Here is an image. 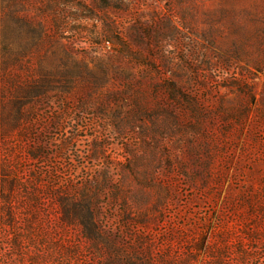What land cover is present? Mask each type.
Segmentation results:
<instances>
[{
  "label": "rangeland",
  "instance_id": "374dc122",
  "mask_svg": "<svg viewBox=\"0 0 264 264\" xmlns=\"http://www.w3.org/2000/svg\"><path fill=\"white\" fill-rule=\"evenodd\" d=\"M14 97L0 264H147L218 222L233 249L258 234L244 264H264V214L240 197L264 194V0H0Z\"/></svg>",
  "mask_w": 264,
  "mask_h": 264
},
{
  "label": "trees",
  "instance_id": "16d2710c",
  "mask_svg": "<svg viewBox=\"0 0 264 264\" xmlns=\"http://www.w3.org/2000/svg\"><path fill=\"white\" fill-rule=\"evenodd\" d=\"M17 57L5 58L2 60L3 66L6 67L9 63L17 61ZM37 87L32 88L25 92L27 93H37ZM48 90L38 92L41 95L46 94ZM21 93V92H19ZM19 104V99L16 97L12 99L4 98L0 99V126L2 121L6 116L8 111V105ZM3 172L0 168V174ZM11 187V193L5 194L2 198L4 203V213L7 216L6 224L12 226L14 224V202H13V189L14 184L9 183ZM242 201L247 204V208L250 214L253 215L255 212L264 214V194H246L240 196ZM61 201V200H60ZM61 221L63 224H74L77 221L81 222L85 226L84 236L91 239L95 232L91 230L87 225L88 221L78 219L76 212H70L68 209L63 210L61 216ZM218 222V221H217ZM219 223V222H218ZM218 223H215V226L209 230L207 234V240L205 242L197 243L193 238V234H184L181 236L180 241L184 246V250L179 252L175 257L168 256V254H161L159 258H153L151 254H148L146 263L147 264H244L247 258L250 257V252L260 250L258 246L252 244V241L258 240V234L247 233L249 244L234 246V249L231 248V245H228L225 242L226 233L223 228H219ZM180 237V236H179ZM227 237V236H226ZM221 240L218 244V240ZM218 242V243H217ZM227 243V244H226ZM12 246L15 251H21L20 238L17 236L12 239ZM261 252L264 255V248H261ZM234 250V251H233ZM233 256L230 257L232 254ZM31 263H36L34 258H31Z\"/></svg>",
  "mask_w": 264,
  "mask_h": 264
}]
</instances>
